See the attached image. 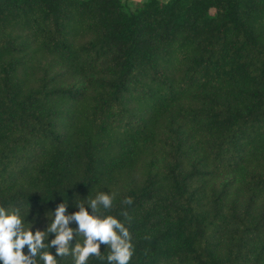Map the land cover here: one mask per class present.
I'll list each match as a JSON object with an SVG mask.
<instances>
[{"label": "trees", "instance_id": "16d2710c", "mask_svg": "<svg viewBox=\"0 0 264 264\" xmlns=\"http://www.w3.org/2000/svg\"><path fill=\"white\" fill-rule=\"evenodd\" d=\"M7 25L98 75L32 84ZM102 188L113 205L94 212ZM61 205L74 226L52 231ZM0 207L45 220L33 264H73L81 208L128 228L129 264H264V0H0Z\"/></svg>", "mask_w": 264, "mask_h": 264}, {"label": "clouds", "instance_id": "9594fccd", "mask_svg": "<svg viewBox=\"0 0 264 264\" xmlns=\"http://www.w3.org/2000/svg\"><path fill=\"white\" fill-rule=\"evenodd\" d=\"M114 195L100 193L91 201L93 211H97V205L102 204L104 208H111ZM123 203L131 204L132 199L126 198ZM65 208L61 205L57 210L56 221L51 230H56L57 225L66 224L67 218L63 215ZM127 217V213H122ZM74 218L79 222L80 230L85 235L83 244H77L73 250V264H87L88 260L95 256L101 257L100 245L107 244L110 252L106 259L109 264H129L134 254V246L131 242V234L120 220L112 215L101 218L81 208ZM130 219V218H129ZM23 218L19 210L7 211L0 207V262L2 264H33L31 257H35L38 248L42 244V233L37 231L35 235L31 229L24 230ZM72 231L61 229L52 245H59L56 249L57 256L68 254L67 241L71 238ZM28 245L29 255L23 252L24 246ZM39 259L43 264H58L57 259L51 252H44Z\"/></svg>", "mask_w": 264, "mask_h": 264}, {"label": "rangeland", "instance_id": "374dc122", "mask_svg": "<svg viewBox=\"0 0 264 264\" xmlns=\"http://www.w3.org/2000/svg\"><path fill=\"white\" fill-rule=\"evenodd\" d=\"M6 29L9 33H12L13 35H17L18 33H21L23 37H25V40H27V43L29 44L28 47H25L24 52H19L16 55L20 56L23 63L20 71V77L28 80L32 84H35L36 79L39 78L45 71H49L48 74L51 73V71L59 74L65 73L64 78L62 77V82L61 80H57L59 85H62L64 87L72 86L74 88H79L81 86L84 88L87 87L89 82L88 80L91 77L95 78L98 75V73H96L97 69L88 71L85 69L84 66H80V65L76 66L73 63L65 60L64 58H58V59L53 58V56L49 52H47L46 50L40 47L38 41L35 38L32 39L29 37L32 35L30 32H28L29 30L27 29L20 30L19 28L13 27L11 25H7ZM75 35L74 34L71 35V40L73 41L72 44L74 48L78 47L81 43L89 39L88 35H78V34ZM88 92L89 93L91 92L90 87ZM123 183L124 181L119 182V184H123ZM100 193H105V188L100 189V192L98 191L97 193H95L94 196L90 197L87 201L94 200L96 196ZM71 223H72V219L67 218L68 227ZM44 225H45V220L38 218L32 223L22 227L24 230L31 229L32 232H34V231H42Z\"/></svg>", "mask_w": 264, "mask_h": 264}, {"label": "crops", "instance_id": "0c3cea01", "mask_svg": "<svg viewBox=\"0 0 264 264\" xmlns=\"http://www.w3.org/2000/svg\"><path fill=\"white\" fill-rule=\"evenodd\" d=\"M130 7H133L137 3L144 2L146 0H125Z\"/></svg>", "mask_w": 264, "mask_h": 264}]
</instances>
